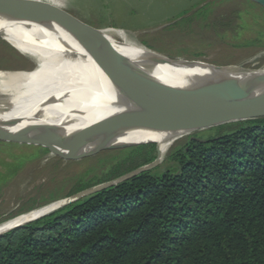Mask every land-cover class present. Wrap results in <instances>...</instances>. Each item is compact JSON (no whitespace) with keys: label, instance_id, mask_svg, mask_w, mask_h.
Segmentation results:
<instances>
[{"label":"trees","instance_id":"16d2710c","mask_svg":"<svg viewBox=\"0 0 264 264\" xmlns=\"http://www.w3.org/2000/svg\"><path fill=\"white\" fill-rule=\"evenodd\" d=\"M213 130L0 237V264H264V117ZM155 144L99 154L96 167L51 181L18 214L152 165Z\"/></svg>","mask_w":264,"mask_h":264},{"label":"bare ground","instance_id":"6f19581e","mask_svg":"<svg viewBox=\"0 0 264 264\" xmlns=\"http://www.w3.org/2000/svg\"><path fill=\"white\" fill-rule=\"evenodd\" d=\"M256 1L264 4V0ZM97 34L110 41L132 66L166 87L111 85L104 74L106 67L62 20L0 14V39L33 64L27 70L0 71V131L34 141H40L41 132L64 135L65 141L54 145L50 155H63L65 162L151 142L158 143L162 159L182 137L213 128L219 122L264 114V108L253 99L219 91L193 93L194 85L201 81L194 79L208 71L200 68L204 66L188 71L168 65L143 68L139 58L160 56L130 46L121 31L107 29ZM118 41L121 46L116 45ZM260 55L264 56V50ZM262 72L264 67L235 77L258 81L264 89ZM199 98L209 100V105L204 109L194 107ZM31 127H38V131L29 132ZM61 204L7 221L0 225V235Z\"/></svg>","mask_w":264,"mask_h":264},{"label":"rangeland","instance_id":"374dc122","mask_svg":"<svg viewBox=\"0 0 264 264\" xmlns=\"http://www.w3.org/2000/svg\"><path fill=\"white\" fill-rule=\"evenodd\" d=\"M20 1L53 5L91 27L121 31L130 46L170 60H184L179 64L184 68L185 61H199L194 65L198 67L207 63L216 67L235 66L251 72L264 67V56L260 55L264 50V9L257 4L251 5L249 0ZM202 8L206 10L202 15L191 18ZM216 18L220 19L221 26L214 25ZM116 45L121 46V41ZM32 67L24 55L0 39V71L15 72ZM213 128L182 137L169 150L190 137L213 136ZM38 148L45 149L30 143L0 141V225L23 215H19V211L29 208L30 200L38 198L40 190L51 181L74 178L96 167L98 156L103 153L65 162L60 157L51 156L52 150L45 149L47 152L42 156L36 155ZM166 155L156 166L164 163ZM62 200L65 199L54 202ZM63 206H57L59 208L47 214Z\"/></svg>","mask_w":264,"mask_h":264},{"label":"water","instance_id":"95a60500","mask_svg":"<svg viewBox=\"0 0 264 264\" xmlns=\"http://www.w3.org/2000/svg\"><path fill=\"white\" fill-rule=\"evenodd\" d=\"M250 2L257 4L261 8L264 9V4L260 1L256 0H249ZM0 14H15L20 17L29 18V19H52L57 18L62 20L64 23H66L74 32V34L82 41L89 50L96 55V57L100 60V62L106 67L104 70V74L106 79L109 81L111 85H126V86H156V87H166L162 85L160 82L152 79L148 74L141 69L132 66L129 61L120 55L114 47L112 46L110 41H105V39L101 38L97 32L104 31L107 29H98L91 27L87 24H85L82 21H79L77 18H75L72 14L65 11L62 8L53 6V5H46V4H31L22 2L20 0H0ZM158 55V54H157ZM161 55H158V57ZM184 60H170L166 57H160V58H139L140 66L143 68H149L156 67L158 65H168L173 68H179L181 65L180 63H183ZM196 62L199 61H185V67L186 70H194ZM202 63V62H201ZM204 64V67H200L201 69H205L207 71L206 74L200 75V79L197 77L194 79V82H198L196 85H194V89L192 90L193 93H204V92H212V91H219L224 92L226 94H230L233 96H237L243 99H253L254 102L258 104L260 108H264V89L262 88V85L259 84V82H250V81H243L237 79L235 76L238 74L243 73H250L249 70H242L239 67H216L207 63ZM175 65V66H173ZM183 66V65H182ZM173 75L176 74V72H172ZM195 75H198V73H193ZM261 81L262 78L256 79ZM254 95V96H253ZM200 99V98H199ZM187 103V106L190 104V98L185 101ZM193 105V101H192ZM209 105V100L207 99H200L197 101V104L194 107H202L203 109L206 108ZM192 107V108H194ZM264 117V114L262 115H255L250 117H243V118H235L224 122H219V124L213 125L215 127L229 124V123H235L239 121H246L251 119H256ZM248 118V119H247ZM29 132L38 131V127H31L28 130ZM40 141H34L30 139H22L20 137H12L7 135L6 133L0 131V141H6V142H20V143H30L33 145L41 146L51 152L52 147L56 144H59L63 141H65L64 135H58L53 136L49 133L41 132L39 133ZM197 139V138H195ZM148 144H155V143H147V144H141L142 145H148ZM136 146V147H139ZM156 146V144H155ZM129 148H135V147H129ZM121 149H128V148H120L116 150ZM103 151H99L95 153L94 155H97ZM156 152H157V159L156 161L148 166L144 167L142 169H139L138 171L129 174L125 177H122L119 180H116L112 183H108L105 185H101L95 188H92L90 190H87L85 192H82L78 195H75L73 197L67 198L65 200L59 201L63 202V204L59 205V207L70 204L84 196L90 195L92 193H95L99 190H102L106 187H109L111 185H115L119 182H122L123 180H126L136 174H139L142 171L148 170L152 167H155L158 160L160 159V153L156 146ZM92 155V156H94ZM57 157H60L63 159V155L58 154ZM91 157V156H90ZM58 202H54L51 204H48L46 206H43L39 209H43L45 207H48L52 204H55ZM57 207V208H59ZM35 211V210H33ZM33 211H30L28 213H31ZM49 213V212H48ZM25 215V214H23ZM21 215V216H23ZM47 215L44 214L41 217ZM18 216V217H21ZM39 217V218H41ZM38 218V219H39ZM37 220V219H35ZM33 220V221H35ZM10 221V220H9ZM31 221V222H33ZM30 223V222H29ZM28 224V223H27ZM26 225V224H25ZM24 226V225H23ZM22 227V226H20ZM18 227V228H20ZM16 228V229H18ZM14 229V230H16ZM13 231V230H12ZM4 235V234H2ZM1 236V235H0Z\"/></svg>","mask_w":264,"mask_h":264}]
</instances>
